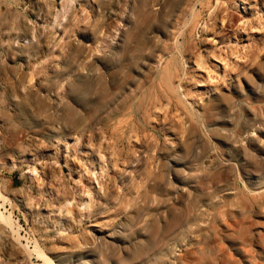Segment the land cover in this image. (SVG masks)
<instances>
[{"label":"rangeland","instance_id":"rangeland-1","mask_svg":"<svg viewBox=\"0 0 264 264\" xmlns=\"http://www.w3.org/2000/svg\"><path fill=\"white\" fill-rule=\"evenodd\" d=\"M17 2L0 264H264V0Z\"/></svg>","mask_w":264,"mask_h":264},{"label":"bare ground","instance_id":"bare-ground-1","mask_svg":"<svg viewBox=\"0 0 264 264\" xmlns=\"http://www.w3.org/2000/svg\"><path fill=\"white\" fill-rule=\"evenodd\" d=\"M163 72H164L163 75L160 77L159 87L164 88L166 91L170 90L171 92H173V90H175V87H174V83L172 82L173 69L170 61L165 65Z\"/></svg>","mask_w":264,"mask_h":264},{"label":"crops","instance_id":"crops-1","mask_svg":"<svg viewBox=\"0 0 264 264\" xmlns=\"http://www.w3.org/2000/svg\"><path fill=\"white\" fill-rule=\"evenodd\" d=\"M17 1H18V2H17V6L21 5L20 2H19L20 0H17Z\"/></svg>","mask_w":264,"mask_h":264}]
</instances>
